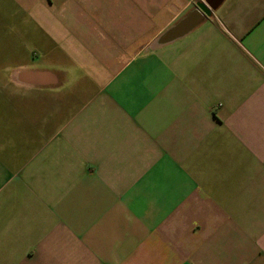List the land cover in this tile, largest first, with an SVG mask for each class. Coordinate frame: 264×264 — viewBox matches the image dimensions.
I'll use <instances>...</instances> for the list:
<instances>
[{
    "label": "crops",
    "instance_id": "0c3cea01",
    "mask_svg": "<svg viewBox=\"0 0 264 264\" xmlns=\"http://www.w3.org/2000/svg\"><path fill=\"white\" fill-rule=\"evenodd\" d=\"M0 264H264V0H0Z\"/></svg>",
    "mask_w": 264,
    "mask_h": 264
},
{
    "label": "water",
    "instance_id": "95a60500",
    "mask_svg": "<svg viewBox=\"0 0 264 264\" xmlns=\"http://www.w3.org/2000/svg\"><path fill=\"white\" fill-rule=\"evenodd\" d=\"M207 4L210 6V8L212 10L216 9L217 6H219V4L222 2V0H206ZM202 12L205 14V15H209L210 13V10L207 9V7L205 6H201L200 7Z\"/></svg>",
    "mask_w": 264,
    "mask_h": 264
},
{
    "label": "rangeland",
    "instance_id": "374dc122",
    "mask_svg": "<svg viewBox=\"0 0 264 264\" xmlns=\"http://www.w3.org/2000/svg\"><path fill=\"white\" fill-rule=\"evenodd\" d=\"M10 22H11V21H8L7 23H10ZM156 44H157V42H153L152 45H151V47L154 48V47L156 46Z\"/></svg>",
    "mask_w": 264,
    "mask_h": 264
}]
</instances>
